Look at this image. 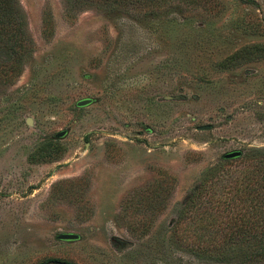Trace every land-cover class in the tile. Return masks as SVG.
<instances>
[{
    "label": "rangeland",
    "instance_id": "rangeland-1",
    "mask_svg": "<svg viewBox=\"0 0 264 264\" xmlns=\"http://www.w3.org/2000/svg\"><path fill=\"white\" fill-rule=\"evenodd\" d=\"M18 3L0 264H264L220 252L264 245V0Z\"/></svg>",
    "mask_w": 264,
    "mask_h": 264
},
{
    "label": "trees",
    "instance_id": "trees-1",
    "mask_svg": "<svg viewBox=\"0 0 264 264\" xmlns=\"http://www.w3.org/2000/svg\"><path fill=\"white\" fill-rule=\"evenodd\" d=\"M65 9H72L77 0H64ZM101 5L120 4L143 6L150 1L160 0H85ZM113 8V7H112ZM112 8L107 11L113 10ZM31 39L26 28L25 15L18 0H0V81H8L20 71L21 63L30 56ZM2 55V56H1ZM237 157V156H236ZM264 164V159L258 160ZM260 178L264 179V169ZM197 189V197H198ZM225 261H252L264 257V245L257 248L228 245L221 249ZM37 264H72L62 260H45Z\"/></svg>",
    "mask_w": 264,
    "mask_h": 264
},
{
    "label": "water",
    "instance_id": "water-1",
    "mask_svg": "<svg viewBox=\"0 0 264 264\" xmlns=\"http://www.w3.org/2000/svg\"><path fill=\"white\" fill-rule=\"evenodd\" d=\"M91 101H92L91 98H83V99L77 100L75 102V105L76 106H83V105L89 104ZM198 128L199 129H206V128H209V126L208 125L199 126ZM62 134H63V131H58V132H56L55 135H56V137H59ZM239 155H240V151L233 150V151L222 154V158H233V157H236ZM55 238L61 239V240H75L78 238V235L76 233H73V232H61V233L55 234Z\"/></svg>",
    "mask_w": 264,
    "mask_h": 264
}]
</instances>
